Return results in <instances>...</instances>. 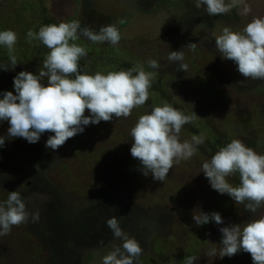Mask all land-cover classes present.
Returning <instances> with one entry per match:
<instances>
[{
    "label": "rangeland",
    "instance_id": "obj_1",
    "mask_svg": "<svg viewBox=\"0 0 264 264\" xmlns=\"http://www.w3.org/2000/svg\"><path fill=\"white\" fill-rule=\"evenodd\" d=\"M91 1L93 4H88V10L94 13L92 18L83 14V0H0V31L13 30L18 35L14 53L18 64L14 69L10 67V60L4 61L9 59L6 46L0 45V60L3 65H9L7 70L0 68V76L4 80L9 76V81L14 83V77L21 71L32 70L39 74L50 50L38 40L29 43L27 32H38L41 27L50 25L42 19L41 10H46L57 25L77 20L82 28L99 32L102 26L115 24L121 34L116 46L109 42L93 43L83 35L75 41L87 50V56L80 61L82 74L124 70L115 66L117 62L144 68L150 59H154L159 63V68L154 70L167 76L163 79L167 98L186 109L185 113L197 114L190 125L194 131L209 127L219 132V141L224 138L222 147L239 139L264 155V80L243 77L233 61L222 57L215 42V36L222 34L224 27L243 31L254 18L264 17V0H245L251 9L248 14H241L243 5L233 8L227 13L229 24L210 25L207 17L195 21L194 25L186 26L182 37L177 35L175 28L184 20L189 22L187 14L183 13L188 0H169L167 6L154 11L144 8L146 5L140 0ZM190 2L196 5V0ZM203 7L207 12V6ZM231 13L237 15L238 20H234ZM181 14L182 17H176ZM190 43L197 44L195 51L187 48ZM182 50L184 63L189 66L187 72L178 71V67L174 69L179 62L168 60L172 51ZM42 83L47 86V78ZM155 94V91L150 93L146 104L133 109L127 118L113 117L111 121L84 126L82 133L68 139L57 150L46 147L54 133L41 135L33 160L41 167L43 184L47 187L50 184L53 194L64 203V214L102 202L98 192L102 181L109 176V171H104L105 161L111 156L117 158L118 162L110 160L111 169L124 164L123 155L131 154L134 143L131 129L140 116L150 114L153 106H161ZM85 115L90 112L86 110ZM9 128L8 121H0V137H8ZM182 132L179 134L181 142L190 141L191 136ZM205 132L212 140L210 130ZM31 145L26 139L15 137L6 139L0 146V163L4 167L0 171V203L7 201L10 192L17 191L26 210L30 214L39 212L41 216L34 222L30 215L26 223L13 226L10 234L0 236V264H53L49 256L55 243L54 198L39 190V176L37 179L31 177L32 171L28 168ZM217 151H211L207 158L196 151L198 154L174 165L165 181H157L151 174L145 176L143 172L132 179L124 208L112 212L119 222L126 221L128 228L122 226V230L141 245L143 253L138 264H184L186 256L197 257L194 264H248L245 259L254 264L251 254L243 250L232 257L219 256L223 239L220 229L258 219L264 215V207L252 214L245 211L244 205H237L228 194H220L211 187L202 165ZM17 158L18 162H15ZM228 179L233 186L240 183L239 174ZM106 195L107 207H115L114 198ZM194 209L209 214L218 212L223 223L211 221L197 226L193 219ZM148 232L153 238L142 240L141 235ZM79 242L80 246L75 241L69 245L73 253L70 255L72 264H103V258L123 244L110 228L91 243ZM212 248L217 249V254L209 257L206 253Z\"/></svg>",
    "mask_w": 264,
    "mask_h": 264
},
{
    "label": "clouds",
    "instance_id": "obj_2",
    "mask_svg": "<svg viewBox=\"0 0 264 264\" xmlns=\"http://www.w3.org/2000/svg\"><path fill=\"white\" fill-rule=\"evenodd\" d=\"M206 5L210 16L230 12L243 5L241 14L251 9L245 0H196V8ZM123 23V21H120ZM79 35L93 43L109 42L116 46L121 40L119 28L115 24L102 26L99 32L82 28L77 20L43 26L38 32L29 30L27 40L40 41L50 51L46 55L39 74L21 71L14 77L15 94L8 91L0 99V121H8V137H0V146L8 138L22 137L29 143H37L45 132L54 133L46 142V147L57 150L66 141L84 131V126L111 121L113 117L127 118L133 109L141 107L149 100V89L153 87L156 73L146 72L142 65L128 70L110 71L94 75L81 72L80 61L87 56L85 47L75 43ZM18 35L13 30L0 31V45L6 46L10 67L18 64L15 45ZM216 48L225 60L237 65L238 72L247 78L264 80V17H256L243 31H233L224 27L222 34L215 36ZM197 44L187 45L195 51ZM184 51H172L168 60L178 63V71H188L184 63ZM148 65L158 69L159 63L150 59ZM7 70L9 65H0ZM135 73V74H134ZM47 78V86L42 83ZM88 110L90 115L86 116ZM197 114L187 115L167 102L155 106L150 114L139 117L131 129L134 143L130 149L133 158L143 166V174H151L157 181H165L174 165L194 156L197 146L205 143L203 133L193 135L191 140H180L184 125L192 123ZM55 160L53 161V163ZM37 171L39 164L36 165ZM202 171L209 179L211 187L220 194H228L237 205H244L245 211L255 214L264 207V155L258 154L241 140L233 139L220 148L210 161L202 165ZM239 174L240 183L233 186L229 177ZM100 202V201H93ZM116 209V207H110ZM194 209L193 219L197 226L211 221L222 224L220 213H206ZM131 214V213H130ZM129 214V215H130ZM31 219L40 218L39 212L30 214L25 202L17 191L9 193L8 199L0 203V236L10 234L13 226H19ZM107 226L114 237L123 240L103 258V264H138L143 249L135 238H129L120 226L117 217L107 220ZM223 234L221 258L232 257L241 250L250 253L254 264H264V215L245 224H235L220 229ZM209 257L217 254L212 248ZM198 258L186 256L184 264H194Z\"/></svg>",
    "mask_w": 264,
    "mask_h": 264
},
{
    "label": "trees",
    "instance_id": "obj_3",
    "mask_svg": "<svg viewBox=\"0 0 264 264\" xmlns=\"http://www.w3.org/2000/svg\"><path fill=\"white\" fill-rule=\"evenodd\" d=\"M140 1L143 5H146V7L144 8L148 9L149 11L157 10L159 7H164L169 4L168 3L169 0H140ZM190 1L191 0L187 1V5L184 6V12H183L184 14L185 13L187 14L189 22H186L184 20L182 23H178L176 25L175 30L178 36H181V37L183 36L184 30L186 29L187 25L192 26L194 25L195 21L203 19L204 17L208 18L207 23L210 25L219 24L222 22H226L225 24H229L231 22L230 19L228 18L229 16L227 13L216 15V16H210L207 12H205L203 6H201L200 8H196V6L193 4L195 2H190ZM88 4H93V3L91 0H83L82 11L85 16L92 18L94 13L88 10L89 8ZM152 5L154 7H151ZM170 6H173V5H170ZM41 11H42V14L44 15L42 19L44 20L45 23L55 24L56 21L50 16H48L46 10H41ZM195 15H197L196 19L192 21V18ZM230 15L231 17H233L234 20H238L237 15L233 13H231ZM182 16L183 14L176 16V17L179 18ZM123 24L126 25L125 22H123ZM183 24L185 25L183 26ZM5 60H9V59H4V61ZM2 62L3 61L0 60V65H3ZM31 66L32 65H30L29 68ZM115 66L117 67L120 66L121 68H124V70H128L132 68V66H130L129 64H123L122 62H119V64L117 62ZM176 67H178V65H176L174 69ZM144 70H146V72L156 73L155 80L153 81V87L149 89V92L152 94H153V91L156 92L155 97L159 98L157 100V103L162 106V104L164 105V103L167 102L168 104L172 105L174 108L184 112L186 109L176 105L173 101L167 98L166 90L164 89V85H163V79L167 76H165L164 74L162 75L158 71L150 68L149 65L145 66ZM116 71H118V69ZM30 72L33 73L32 70H30ZM8 78L10 77L8 76ZM8 78L4 80L3 76L2 75L0 76V99H3V93L5 92L11 91L13 92V94H15L14 83L10 82ZM187 115H190V114H187ZM192 123L184 125L181 130L183 131L182 132L183 134L185 133L189 134L191 137L193 135H199L201 133L204 134L205 143L203 145L197 146V151L200 154L203 153L204 157L207 158L209 153H211V151L215 149L219 150L220 148H222V141L224 138L221 141L218 140L221 138V135L219 134V132H216L209 127L197 128L194 131L193 128L190 126ZM206 129H209L210 133L213 135L212 140L206 136L205 134ZM32 144L34 147H37L40 143L37 142V143H32ZM123 156H124V159H123L124 164L115 169L113 168L111 169L112 166H110L109 162L110 160L114 162L115 161L118 162L117 158L111 156L109 157V159H106L105 161L106 164L104 167V171H109V176L107 179L102 181L101 183L102 186L98 192V194L102 197V202L100 204H94L91 206L85 205L83 207H78V209L75 208L70 211H66L68 213L64 214L63 212H65V205L62 201H60V199L55 194H53V189H50V184H48V187L46 185L43 186L42 190L44 191V193L50 194L54 198L55 214L53 217H54L55 225L53 226V232L55 233L54 234L55 243L53 247L51 248L52 249L51 256H49L52 260V263L54 260L53 264L55 263L56 264H72L73 261L70 255L73 253L69 249V245L72 242L75 241V243L78 246H80L79 241H82L85 243L86 242L91 243V241H93L97 237L107 232L109 227L107 226L106 222L109 218L113 217V212H112L113 209H110L109 207H107L106 201L108 200V198L106 194L114 198L113 202L115 203V207H117V209L124 208V202H126L125 199L127 198L128 191L130 190V185H132V179L135 178V176L138 173L143 172V166L141 165L140 161L138 159L133 158L130 153L124 154ZM3 170H4V167L0 163V171H3ZM233 179L235 181V177ZM118 205H120V208L118 207ZM126 206L128 207L130 205H127L126 203ZM102 208H104L105 210ZM119 223L121 227L123 226V228H128L126 221L123 220ZM141 232L142 231H140V233ZM145 234H146L145 236L143 234L141 235L142 240L150 241L153 238L152 233L148 232ZM245 261H247V263L249 264L248 260L245 259ZM250 264L252 263L250 262Z\"/></svg>",
    "mask_w": 264,
    "mask_h": 264
},
{
    "label": "flooded vegetation",
    "instance_id": "obj_4",
    "mask_svg": "<svg viewBox=\"0 0 264 264\" xmlns=\"http://www.w3.org/2000/svg\"><path fill=\"white\" fill-rule=\"evenodd\" d=\"M31 149H32V152L29 155L30 163L28 164V168L32 171L31 177L33 179H37L38 176L40 177V179H39V190H42L43 186H45L46 184H43V182L41 180V171H42L41 167L39 166V170L37 171V168H36L37 163H35L33 160V158L35 157V151H34L35 147L33 146V144L31 145ZM47 154H49V151L47 152ZM15 162H18V160H15ZM51 252H52V249H51ZM53 263H54V260H53Z\"/></svg>",
    "mask_w": 264,
    "mask_h": 264
}]
</instances>
